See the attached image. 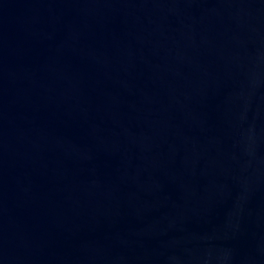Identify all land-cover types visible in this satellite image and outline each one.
<instances>
[{"label": "water", "instance_id": "95a60500", "mask_svg": "<svg viewBox=\"0 0 264 264\" xmlns=\"http://www.w3.org/2000/svg\"><path fill=\"white\" fill-rule=\"evenodd\" d=\"M0 264H264V0H0Z\"/></svg>", "mask_w": 264, "mask_h": 264}]
</instances>
